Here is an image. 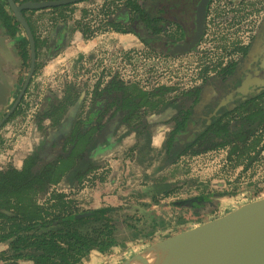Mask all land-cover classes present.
<instances>
[{
    "label": "rangeland",
    "instance_id": "obj_1",
    "mask_svg": "<svg viewBox=\"0 0 264 264\" xmlns=\"http://www.w3.org/2000/svg\"><path fill=\"white\" fill-rule=\"evenodd\" d=\"M116 1L89 0L65 10L55 12L42 10L29 13V17L42 47H47L50 33L59 26L62 33L66 29H72L78 34L72 45L73 51H77L82 43H86V41L77 40V37L86 34L87 38H90L94 32H98L97 24L104 18L106 11L110 12L113 7L116 8ZM215 4V2L212 4L208 14L206 37L195 51L165 56L167 59H164L163 55L152 54L148 50H145V53L140 51L141 55L138 49L136 50L145 61L138 60L136 70L134 63L132 71L136 72H132L131 75L126 71L127 69L131 71L129 68L121 71V78L133 83L136 88L148 92L162 86L167 87L170 91H164L162 95L155 97L156 100L164 99V103L160 101L156 105L149 104L141 108L136 113L138 115L132 119L134 128L128 129L121 126L115 139L104 142L97 152L94 150L92 159L94 161L88 165V174L80 177L83 174L74 173L72 176L64 177L52 186L46 195L37 197L41 206L49 209L54 205L53 210L63 211L91 209L100 205L125 206L149 203L163 219L174 225L175 217L182 213H184L183 216L187 215L191 208L185 206L179 212L171 205L173 201L210 194L211 199L203 204L200 203L195 211L194 215L200 214L202 217L197 222L188 221L178 233L181 234L197 225L221 217L250 201L264 197V142L260 145L259 153L250 154V158L237 166L235 162L228 160V149L197 156L188 155L170 164L164 157L165 151L161 147L162 139L165 134L167 135L171 124L169 115L171 97L192 85H201L207 77L215 75L230 61L241 60L242 55L235 51L236 46L246 44L255 33H258L255 31L258 25L257 19H250V17L260 13V26L264 23V0H234L233 3L222 0L218 5ZM235 12L236 15L231 19V14ZM11 39L15 40L13 37ZM111 41L123 47L116 36ZM58 55H56L58 62L43 63L36 76V90H39L38 83L41 84L42 105L48 102L47 98L51 103L53 100L63 99L65 90L62 95L60 93L65 85L63 79L66 76V64L64 62L69 60L70 51L60 52ZM55 74L61 76L60 83L58 80L54 83ZM78 81L80 82L79 76ZM93 83L90 82V84ZM35 86L31 89L34 90ZM20 90L21 85L17 76L10 106ZM32 101L30 94L28 107L23 112L29 110ZM64 108L57 112V117L64 114ZM85 110L84 107V113ZM31 119L27 120L30 122L28 127H30ZM146 120H148L147 124L153 123L149 129L144 123ZM22 137L26 141L30 136L23 133ZM27 141L31 144L29 139ZM6 153L10 152L7 150ZM8 160L2 163L3 167L9 168L16 165L14 157L10 156ZM97 160L100 162L95 163ZM81 178L84 180L81 181ZM83 183L85 184L81 187ZM147 248H135L132 253L116 257L112 262L117 264L120 261L118 263L120 264L124 261V257L128 260ZM2 250L3 247L0 245V251ZM106 263V257L93 255L87 264ZM20 264H29V262Z\"/></svg>",
    "mask_w": 264,
    "mask_h": 264
},
{
    "label": "flooded vegetation",
    "instance_id": "obj_2",
    "mask_svg": "<svg viewBox=\"0 0 264 264\" xmlns=\"http://www.w3.org/2000/svg\"><path fill=\"white\" fill-rule=\"evenodd\" d=\"M13 1L18 6L26 2H41L35 0ZM87 1L89 0L67 6L71 7ZM184 1L185 2H182V0H117L116 8L113 7V11L111 10L110 12L106 11L104 18L99 21V23H102L97 24V27H99L98 32H94L90 38H87L88 36L86 34H81L77 37V40L81 42L86 41V43H83L85 47H79L80 49L77 51H73L72 45L75 36L78 34L72 29H66V31L62 33L59 26H56L53 32L50 33L47 47L41 46V40L37 36L29 13L42 10L55 12L53 8L24 10L23 14L35 38V69L18 106L0 127V170L8 169V167H3L2 163L9 161L8 158H10V156L14 157L16 165L14 164L15 166L9 168L22 170L26 159L31 156H38L45 162H54L60 157H69L75 153L74 159L76 160V164L65 173L63 178L72 176L74 173L78 175L83 174L80 177L88 174V165L94 161L92 159L95 152L92 150L88 156L87 154L85 156V142L94 141L93 143L96 144L95 148L101 149L104 142H111V140L116 138L115 135L121 126H125L128 129L134 128L131 123L132 120L124 122L127 111H120V108L123 103L122 92L127 89L130 95L136 88V85L121 78V71L123 72L126 68H129L131 71L128 69L126 71L131 75L132 72H136L134 70L132 71V65L135 63V69L138 60L141 62L145 61L142 59L143 57L137 54L136 50L138 49L140 55V51L145 53V50L150 51L152 54L163 55V57L169 55H182L180 52H174L175 48L179 45L190 43L196 34V11L200 0ZM221 1L222 0L209 1L204 34L199 43L190 52L195 51L206 37L207 19L212 4L215 2V5H218ZM233 2L234 0H229V3ZM157 6L158 8L164 7L166 12L170 11L171 13L170 19H163V22L166 23L164 26L163 24L154 26L155 22L153 21V16L157 14V12L153 9ZM231 8L234 9V7ZM143 11L146 16H143ZM183 11L192 14L189 17L184 16L182 14ZM235 15L236 12L232 13L231 19H233ZM4 16H10L9 20L11 21V26L7 25ZM253 18L257 19L258 25L255 31H258V33H255L246 44L236 46L235 51L242 55L241 60L230 61L215 75L207 77L201 85H192L187 89L178 91L171 97L172 104L169 112L171 124L168 128L169 131L167 135H164L161 143V147L165 151L164 157L167 159L168 163L173 164L183 157L191 155L197 149L195 148L187 155L180 157L176 156L170 160V156L165 148V143L169 138H171L173 142L187 143L188 139H190V135L193 133V128L190 127L191 125H189V128L186 130L182 128L178 129V123L181 121V113L179 104H174L177 100L176 96H181L184 92H194L198 90L203 91L205 94L209 90H212L215 91L216 94H219V96H222L220 97L221 99L228 102L225 107L229 109L240 104L238 103L239 101L245 102L249 98L260 94V85L252 83L251 81L248 91H241V86L246 81L256 77L264 78V70L260 68L261 53L257 61H249L253 49L256 46L258 48V42L264 41V23L260 26V13L250 17V19ZM0 23L2 24L0 30L7 31L11 37L15 38V49L19 56L16 78L18 76L22 89L32 64L31 48L26 33L20 22L14 17L8 0H0ZM158 30H160L159 33H157ZM118 34L132 35L134 37V42L129 46L120 47L119 43L115 44L111 41L112 38ZM107 35L108 38L105 39ZM158 35H160L161 38L156 41L155 38H158ZM152 39L155 41L151 42ZM64 51H70V55L69 60L67 59L64 62V64H66V76L65 79H63L65 85L60 93V95H62V92L65 90L62 95L63 99L60 101L53 100V103H51L49 98H47L48 102L42 105L41 101L43 99L40 98L42 97L41 84L37 81L39 82V90H36V76L43 63L46 64L47 62H51L55 64L54 61L58 60V54ZM164 59H167V57ZM44 67H46V65H44ZM78 76L80 82L78 81ZM250 76L252 78L248 79ZM57 80L59 83L61 82V76L59 74H55L53 77L54 83ZM90 82L94 83L90 84ZM32 86H35L34 90L31 89ZM160 88L164 91L168 89L165 86ZM30 94L31 100L33 101L30 103L29 110L23 112V110L28 107L27 103ZM251 106H254V104H251ZM63 107H65L64 114L61 117H57V112ZM84 107L86 108L85 113L83 111ZM30 119L31 124L30 127H28L27 125L30 123ZM147 122L148 120L144 123L147 124ZM151 124L153 123H148L146 125L148 129ZM188 124L190 123L188 122ZM197 132L198 131H196V133ZM23 133H27L30 136L27 137V139L31 141V144L27 139L26 141L23 140ZM7 150L10 153H6ZM258 150H260V147ZM97 151L98 150H96V152ZM97 162L99 163L100 161L97 160L95 163ZM83 180L84 179L81 178V181ZM84 184L85 183H83L81 187ZM203 195H209L208 199L205 201H196L195 204H187L186 206L196 211L200 203L203 204L211 199L210 194L196 196ZM37 203L41 205L39 201H37ZM104 206L116 205H100L97 208L79 209L78 211L80 213L76 215L92 213L91 210Z\"/></svg>",
    "mask_w": 264,
    "mask_h": 264
},
{
    "label": "trees",
    "instance_id": "obj_3",
    "mask_svg": "<svg viewBox=\"0 0 264 264\" xmlns=\"http://www.w3.org/2000/svg\"><path fill=\"white\" fill-rule=\"evenodd\" d=\"M153 10L157 12L153 16L154 26H164L163 19L171 18L170 11L166 12L164 7L157 6ZM182 14L189 17L192 13L183 11ZM143 16H146L144 11ZM9 18L4 16L7 25L11 26ZM157 37L156 41L161 38L160 35ZM163 93L162 88L152 92L135 88L130 95L127 89L124 90L120 108V111H127L124 122L132 120L146 105L164 103V99H155ZM220 97L212 90L205 94L198 90L176 96L174 104H179L181 113L178 129L186 130L191 125L193 133L187 143L167 140L165 148L170 160L187 155L195 148L192 156L228 149V160L237 166L250 158V154L260 152L258 148L264 142V90L229 109L225 107L228 102ZM93 142H85V156L98 150ZM74 156L75 153L54 162L31 156L22 170H0V245L3 247L0 264H87L93 255L106 257V264H115L112 261L116 257L173 237L188 221L197 222L202 217L194 215L195 211L191 209L186 216L182 213L175 217L176 221L171 225L148 203L104 206L81 218H74L80 213L78 209L53 210L54 205L44 208L37 203V197L46 195L52 185L59 183L76 164ZM208 196L175 200L171 205L181 212L187 204L205 201Z\"/></svg>",
    "mask_w": 264,
    "mask_h": 264
},
{
    "label": "water",
    "instance_id": "obj_4",
    "mask_svg": "<svg viewBox=\"0 0 264 264\" xmlns=\"http://www.w3.org/2000/svg\"><path fill=\"white\" fill-rule=\"evenodd\" d=\"M14 17L23 27L31 48V68L23 88L20 90L13 104L10 99L15 92V69L19 65L18 52L14 40L9 33L0 30V127L11 116L18 106L34 73L36 62L35 38L23 14L27 9H46L67 6L84 0H50L41 2H26L20 6L13 0H8ZM210 0H200L196 11L197 32L190 43L179 45L174 52L182 54L190 52L204 34L207 11ZM0 27L2 24L0 23ZM260 68L264 70V41L258 42L250 54L249 61H257L260 57ZM250 76L248 79H251ZM250 81L260 85V92L264 90V78L256 77L246 81L241 91H248ZM239 91V92H241ZM9 106V108H8ZM8 108V109H7ZM4 112V113H3ZM84 213L74 216L81 218L90 215ZM180 241L182 264H264V197L250 201L225 215L211 221L197 225L181 234L149 246L140 254L120 263L130 264L136 258L153 247Z\"/></svg>",
    "mask_w": 264,
    "mask_h": 264
},
{
    "label": "bare ground",
    "instance_id": "obj_5",
    "mask_svg": "<svg viewBox=\"0 0 264 264\" xmlns=\"http://www.w3.org/2000/svg\"><path fill=\"white\" fill-rule=\"evenodd\" d=\"M180 241L153 247L130 264H182Z\"/></svg>",
    "mask_w": 264,
    "mask_h": 264
},
{
    "label": "crops",
    "instance_id": "obj_6",
    "mask_svg": "<svg viewBox=\"0 0 264 264\" xmlns=\"http://www.w3.org/2000/svg\"><path fill=\"white\" fill-rule=\"evenodd\" d=\"M116 38L120 41L121 46H123V47L129 46L130 44H132L134 42V37L132 35L118 34V35H116ZM81 47H85L83 43H82ZM56 62H58V60L54 61V63H56ZM50 67H51V65H50ZM156 148H159V147L156 146Z\"/></svg>",
    "mask_w": 264,
    "mask_h": 264
}]
</instances>
